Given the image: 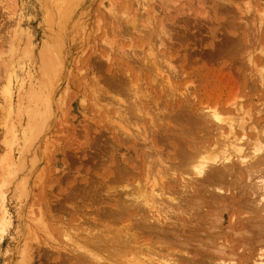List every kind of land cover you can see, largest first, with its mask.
Listing matches in <instances>:
<instances>
[{"label": "rangeland", "instance_id": "374dc122", "mask_svg": "<svg viewBox=\"0 0 264 264\" xmlns=\"http://www.w3.org/2000/svg\"><path fill=\"white\" fill-rule=\"evenodd\" d=\"M49 58L53 76L46 73ZM8 75L15 84L6 104ZM204 109L208 115L198 116ZM213 109L234 127L231 134L225 126L215 150L234 154L238 139L251 158L257 140L264 144V0H0V264H133L158 257L181 264L164 248L181 232L182 241L194 237L187 241L190 255L210 235L247 255V240L258 236L250 226L264 208V172L239 180L252 187L250 202L227 189L226 178V197L211 204L219 186L204 192L196 177L198 189L185 195L211 194L202 197L204 211L192 203L194 214L183 222L173 215L171 199L186 185L173 174L177 155L185 157L183 147L202 139L207 130L197 124ZM235 161L243 172L246 161ZM139 192L158 195L156 211L163 209L169 223L153 226L156 213ZM211 217L221 219L218 226ZM145 245L160 249L152 254Z\"/></svg>", "mask_w": 264, "mask_h": 264}, {"label": "bare ground", "instance_id": "6f19581e", "mask_svg": "<svg viewBox=\"0 0 264 264\" xmlns=\"http://www.w3.org/2000/svg\"><path fill=\"white\" fill-rule=\"evenodd\" d=\"M50 63L48 64L47 63V65H49L50 66V72H47L46 71V73H47V75L49 74V76H53L52 75V73H54L55 72V69H53V65L55 66L56 64L53 62V60H50V58H49V60H48ZM47 61V62H48ZM52 62V63H51ZM251 63V62H250ZM253 64V63H252ZM255 65V64H254ZM252 67V66H251ZM9 76V75H8ZM7 77V76H6ZM5 77V79H4V84H2V93L3 94H5V96H6V99L7 100H5V102H6V104L10 101V99H11V90H12V85L13 84H15V81H14V79L13 78H11L10 76L9 77H7L6 78ZM51 81V80H50ZM262 81V80H261ZM116 82V81H115ZM3 83V82H2ZM117 83V82H116ZM125 84H126V82H125ZM259 84V83H258ZM51 85V84H50ZM256 86V85H255ZM116 87V86H115ZM114 87V88H115ZM122 87V86H121ZM250 87H252V86H250ZM261 87H263V86H261ZM125 88V87H124ZM117 89V88H116ZM119 89V88H118ZM124 91V90H123ZM121 92V91H120ZM131 92V91H130ZM114 93H115V91H114ZM119 93V92H118ZM208 104V103H207ZM202 106V105H201ZM201 106H200V108H201ZM208 109L209 108H211V107H207ZM214 108H217V106H215ZM207 109V110H208ZM200 110V109H199ZM181 111V110H180ZM183 111V110H182ZM187 111V110H186ZM195 111H197L196 109H195ZM203 111H205V109L204 110H202L200 113H198L199 115L198 116H200V114L202 115V113H203ZM198 112V111H197ZM209 112V111H208ZM207 112V113H208ZM262 112H263V110H262ZM188 113V112H187ZM195 113V112H194ZM197 114V113H196ZM210 115H209V117H206V118H204L203 120H205V122H202V121H200V122H198L197 120H191V121H196V122H198V124L197 125H199V123H204V124H202V127L204 128V130H207V131H205V135H206V133H208L207 134V136L205 137V135H203L202 133H203V129L201 128V126H197L198 128H196L195 126H192V129L193 130H195V128L198 130H200V136H202V139H200V138H198V139H195V141L196 142H193V143H190L188 146L186 145V143H184L187 147H188V149L186 148V147H183L185 150L184 151H186L187 150V152H185L186 154H185V157H184V155H182V153H181V156H182V158H179L180 157V154L179 155H177V157H178V160L179 159H181V160H179L178 162H179V164L177 163V165H175V163H174V165H175V167L174 166H172V168L174 169V171H173V174H176L177 176V180H179V181H181L182 183H184L185 182V187L182 185L181 187H183L182 188V192H181V194H180V197L177 199V198H173V199H171L172 200V202H174V203H176L175 204V209H176V213H173V215H176V216H178V220H180V221H182L183 220V217H185V216H188V217H190L192 214H194V213H192L193 211H194V208H192L191 207V204L192 203H198L199 205H198V210H200V211H204L203 209H204V206L203 205H200V203L201 204H204V202H203V196H205L206 194H204V192H205V189L206 190H210V187L211 188H214L215 186H213V185H217V186H219L218 188H214L215 189V191H213V192H211V193H215V195H212L213 196V198L215 199H212V203L211 204H214L215 202H217V201H223V199H224V197H226V194H224L225 193V191H229V190H231L232 188L234 189V190H236V193L234 192V190L232 191L231 190V192H234L235 194H236V197H238V198H240V196H246L247 198H248V201L250 202V200L252 199H249V196H247L248 194H250V193H252V192H250V190L252 191V187L251 186H249V187H251V189L248 191L247 190V185H246V187H243L242 186V184H240L239 183V180L240 179H242V178H250V180H251V178L253 177V175H255V174H261V173H263L264 171H263V167H264V144L263 145H261L260 143H262L260 140H257V142L259 141L260 143H255V146L253 147V148H251V150H250V153L252 152V149L254 150L253 151V153H251V154H254V155H252V156H250L251 158H249L248 156H249V153H246V151L243 149V147L241 146V145H238L237 144V142L239 143V140L238 139H236L235 141L236 142H232V143H234V144H232L233 146H232V148H233V150L235 151V155L234 154H232V153H230V154H227V152L228 151H222V152H219V151H216L215 150V145H217L216 144V142H215V140H216V138L218 137V135H219V137L220 138H222L223 136H224V133H226L227 132V128H225V126L227 125H229L230 126V132H231V134L233 133V130H234V127H233V125L231 124V122L229 121V120H227L226 118H225V115L223 116L222 114V112H220L218 109H213V110H211L210 111V113H209ZM182 115V114H181ZM204 115V116H203ZM203 115H202V117H205V116H207L208 114H204L203 113ZM180 116V115H179ZM188 116H191V115H188ZM196 116V115H195ZM194 115L192 116V117H195ZM168 117V116H167ZM176 117V116H175ZM201 117V118H202ZM196 118H198L197 116H196ZM174 119V118H173ZM178 119H180V118H178ZM184 119V118H183ZM189 119V118H188ZM195 119V118H194ZM171 120V119H170ZM169 120V121H170ZM201 120V119H200ZM163 121H164V119H163ZM174 121H175V119H174ZM173 121V122H174ZM188 121V120H187ZM243 121V120H242ZM165 122V121H164ZM172 121H170V123H171ZM176 122V121H175ZM182 122V121H181ZM185 123H186V119H185V121H184ZM163 123V122H162ZM168 123V122H167ZM178 123H179V121H178ZM194 123L195 122H193V125H194ZM181 124V123H180ZM188 124V123H187ZM243 124V123H242ZM189 125H192V124H189ZM224 125V126H223ZM261 125V124H260ZM175 126H176V124H175ZM179 127V126H178ZM193 127H195V128H193ZM240 127H243V128H245V125H241ZM261 127H262V125H261ZM186 128V127H185ZM168 129V128H167ZM173 129H174V127H173ZM173 129H170V132L173 130ZM177 129V128H176ZM187 129V128H186ZM192 129H191V131L190 130H188L187 131V134H188V132H189V134L192 132ZM127 131H129V130H127ZM176 131V130H175ZM181 131H183V130H181ZM180 131V132H181ZM202 131V132H201ZM193 133H195L194 131H193ZM192 133V134H193ZM148 134V133H147ZM173 134V133H172ZM176 134V133H175ZM180 134V133H179ZM183 133L181 132V134L180 135H182ZM186 133L184 132V135H185ZM186 134V135H187ZM259 134V133H258ZM134 135V134H133ZM179 135V136H180ZM194 135H196V134H194ZM257 135V134H256ZM176 136V135H175ZM188 136V135H187ZM187 136H184V137H182V138H186ZM177 137V136H176ZM257 137H258V135H257ZM263 137V136H262ZM167 138V137H166ZM189 138V136L187 137V139ZM190 138L192 139V135L190 136ZM260 138V137H259ZM142 139H144V138H142ZM178 139H179V137H178ZM187 139H185V140H187ZM190 139V140H191ZM261 139H263V138H261ZM145 140V139H144ZM192 141V140H191ZM181 142H182V140H181ZM185 142V141H184ZM180 143V142H179ZM231 143V142H230ZM236 143V144H235ZM247 143V142H246ZM183 144V145H184ZM248 144H250V143H248ZM163 145V144H162ZM184 145V146H185ZM244 145V144H243ZM246 145V144H245ZM254 145V144H253ZM249 146V145H248ZM251 147V146H250ZM6 148V150H9L8 152L9 153H11V149H10V147H9V145L7 146V147H5ZM182 148V147H181ZM178 149H180V148H178ZM177 149V150H178ZM250 149V148H249ZM179 152H181L182 151V149L181 150H178ZM184 151H182V152H184ZM157 152V151H156ZM179 152H177V153H179ZM13 154V153H12ZM11 154V155H12ZM184 154V153H183ZM9 155V154H8ZM7 155V156H8ZM242 156V157H240V156ZM248 155V156H247ZM155 157V156H154ZM157 157V156H156ZM237 158V160H238V158L239 159H242V160H244V161H246V162H241V164H243L242 166H244V168H243V172L241 171L242 170V168H241V170H240V167L239 166H241V165H239V164H237V163H239V161L237 162V161H235V163H234V158ZM250 159V161H247L248 160V158ZM11 158H12V156H11ZM256 159V160H255ZM8 161V160H7ZM10 162H11V159H10ZM237 162V163H236ZM239 165L238 166V168H237V165ZM121 166V165H120ZM255 166V168H256V170L255 171H253L254 169H253V167ZM126 167V166H125ZM170 167V166H169ZM178 167V168H177ZM188 167H190V169L191 170H189L188 169ZM249 168V170H250V168H251V170H250V172H248V171H246L245 170V168ZM258 167H259V169H258ZM155 168V167H154ZM166 168V167H165ZM175 168H176V170H177V172H178V174L177 173H174V172H176L175 171ZM123 169V168H122ZM171 169V168H170ZM169 169V170H170ZM120 170V169H119ZM132 170V169H131ZM137 170V169H136ZM158 171V170H157ZM171 171V170H170ZM188 171H191V172H193V175L195 176L194 178H193V175H192V173L191 172H189L188 173ZM164 172V171H163ZM246 172H248V176H247V173ZM122 173V172H121ZM155 173V172H154ZM162 173V172H161ZM186 173V174H185ZM189 175H188V174ZM254 173V174H253ZM131 174V173H130ZM264 174V173H263ZM165 175V174H164ZM158 176V175H157ZM161 176H162V174H161ZM189 176V177H188ZM257 176V175H256ZM125 177V176H124ZM155 176H153L152 178H154ZM160 177V176H159ZM165 177V176H164ZM186 177V178H185ZM187 177L188 178H190V179H188V180H191V181H188V180H186L187 179ZM196 177H198V179H197V182H196V185L197 184H201V186H202V188L204 187V192H202L201 194L200 193H197V194H199L201 197H200V200L199 199H196V198H194V200H193V196H199V195H195L194 194V192H192L193 190L194 191H196L197 189H196V187H195V185L193 184L194 183V181H195V178ZM260 178H261V175L259 176ZM151 178V179H152ZM229 179L230 178V180H229V182L227 183V179ZM161 179V178H160ZM193 179H194V181H193ZM225 179H226V181H225ZM255 179V178H254ZM257 179V178H256ZM153 180V179H152ZM155 180V179H154ZM245 180H247V179H245ZM223 181H224V183H227V185H228V188L227 189H229V190H226V188H224V187H226L227 185L226 184H224V187L222 186V184H223ZM248 181V180H247ZM252 181V180H251ZM244 183V182H243ZM155 185H156V181H155V183H154ZM154 184H153V186L152 187H154ZM180 184V183H179ZM221 185V186H220ZM226 185V186H225ZM245 185V184H244ZM252 185V184H251ZM253 186V185H252ZM151 187V185H150V188L152 189V191L155 189V187H154V189ZM263 187H264V184H263ZM149 188V189H150ZM209 188V189H208ZM231 188V189H230ZM257 188V187H256ZM255 188V189H256ZM138 189H139V187H138ZM150 189V190H151ZM184 189V190H183ZM192 190V191H190L191 192V194L192 195H190V196H186L185 195V193H187V190ZM196 189V190H195ZM264 189V188H263ZM143 190H145V189H143ZM156 190V189H155ZM179 190V189H178ZM213 190V189H212ZM257 190V189H256ZM142 191V190H141ZM151 191V192H152ZM255 191V190H254ZM164 192V191H163ZM190 192H188V193H190ZM198 192H201V191H199L198 190ZM209 192V191H208ZM135 193H138V192H135ZM158 193V192H157ZM257 193V192H256ZM141 193L139 192V195H138V198H140V201H141V199L143 200L142 202L143 203H145L144 205H145V207H148L150 210H152V211H155L154 213H156L155 214V217H156V221H157V224L155 223L154 225H153V222H152V225L153 226H155V225H158V223H162V224H167V222L168 221H170L171 220V218L168 216V215H165V216H162V213L160 214V212L163 210V209H161V210H159V211H156V209H158V202H156L155 201V199H154V197L153 196H155V194L154 193H152V195H151V193H150V195H147L146 197H145V193L143 192V194H141ZM154 194V195H153ZM209 194V193H208ZM233 194V193H232ZM234 194V195H235ZM254 194V193H253ZM252 194V196L254 197V195ZM163 195V194H162ZM165 195H168V194H165ZM210 196H211V194H209ZM209 195H207V196H209ZM223 195H225L224 197H223ZM156 196H158V195H156ZM155 196V197H156ZM178 196V195H177ZM207 196H205V198L207 197ZM209 196V197H210ZM227 196H228V193H227ZM251 196V195H250ZM251 196V197H252ZM264 197V196H263ZM230 199H232L231 197H229ZM237 198V199H238ZM246 198V199H247ZM178 201H177V200ZM207 199H208V197H207ZM211 199V198H210ZM209 199V200H210ZM226 199H228V197L227 198H225V200ZM244 199V198H243ZM139 200V199H138ZM167 200H170V199H167ZM134 201V200H133ZM165 201V200H164ZM177 201V202H176ZM215 201V202H214ZM227 201V200H226ZM237 201H240L239 199L237 200ZM241 201H242V199H241ZM119 202V201H118ZM168 202V201H167ZM209 202H211V201H209ZM214 202V203H213ZM231 202H233V199L231 200ZM231 202H229V204L231 203ZM244 202H246V200H243L242 201V203H244ZM249 202H248V205H249ZM254 202V201H253ZM155 203L157 204L156 206H155ZM207 203H208V201H207ZM218 203V202H217ZM252 203V202H251ZM120 204V203H119ZM134 204H136V202L134 203ZM133 203H132V205H134ZM159 204H161V203H159ZM169 204V203H168ZM219 204V203H218ZM218 204H217V206H218ZM225 204V203H224ZM240 204V203H239ZM238 204V205H239ZM253 204V203H252ZM139 206H140V204H138ZM174 205V204H173ZM243 205V204H242ZM251 205V204H250ZM129 206H131L130 204H129ZM137 205H135V207H136ZM139 206H137V207H139ZM143 206V205H142ZM141 206V207H142ZM172 206V205H171ZM214 206V205H213ZM132 207V206H131ZM134 207V208H135ZM141 207H139V208H141ZM145 207H143V208H145ZM163 207H164V205H163ZM214 207H216V206H214ZM213 207V208H214ZM224 207V209L226 208L225 206H223ZM222 207V208H223ZM231 207V206H230ZM251 207H252V205H251ZM133 208V207H132ZM164 208H166V207H164ZM203 208V209H202ZM213 208H211V209H213ZM232 209V208H231ZM256 209V208H255ZM257 209H259V208H257ZM137 210V209H136ZM165 210V209H164ZM215 211L216 210H221L220 209V206H218V208H216V209H214ZM213 210V211H214ZM260 210V209H259ZM138 211H140V210H138ZM222 211L224 212H226L227 211V209H225V210H223L222 209ZM234 212V211H233ZM251 212H253V211H251ZM262 212V213H261ZM135 213V212H134ZM139 213V215H140V212H138ZM151 213V212H150ZM157 213H159V214H157ZM172 213V212H171ZM213 213V212H212ZM236 213V212H235ZM234 213V214H235ZM255 213H257L258 214V212H255ZM152 214V213H151ZM165 214V213H164ZM167 214V213H166ZM207 214H209V212L207 213ZM220 214H221V212H220ZM135 215V214H134ZM144 216H145V214H143ZM172 215V214H171ZM204 215H205V213H204ZM203 215V216H204ZM215 215H217V213H215ZM214 215V216H215ZM253 215V214H252ZM260 215H261V218L260 219H262V220H264V208H261V211L259 212V215H258V218H256L258 221L257 222H255V220H251L254 224H251V226H250V228H251V230H249V231H254V233H256V234H254V236L256 235H258L257 237H254V238H252L251 240H247V242H248V244L247 243H245V244H242V245H245L246 246V244H247V246H246V248H245V246H243V248L242 249H246V250H248V254L246 255L245 254V256H243V255H240V252H239V254L238 255H236L234 252H235V249L237 248V244H235V246H232L233 244H231V246H229V245H223L222 243H221V241L220 242H218L219 240H217L218 238H219V236L218 235H216V236H218V238H216V236L215 237H213V235H212V237H211V235H210V233H211V231L215 228L216 229V226H218V225H216L217 223H216V221H217V219H218V221L220 220L221 221V219H219L218 217L217 218H215V219H213L212 217V219L215 221H213V220H211V221H213V223L216 225L215 227H214V224H213V227H211V228H213V229H211L210 231H207V230H205V232H209L208 234L210 235L209 237L207 236V235H205V236H207V238L206 237H201V238H206L204 241H205V243L204 244H202V243H198L197 241V243L199 244V246H193V248L195 247L196 249L195 250H193V251H195V252H192V255H190L187 251H186V248H190L191 246V242H192V240H193V238H191L190 237V239L189 240H191V242L190 241H188V238L189 237H187L186 236V238L185 239H187V241H188V243H190V245L187 243V241H182V236H181V234H183L182 232L178 235H176V237L174 238L175 240H176V242H174V243H171V241L169 242V243H167L166 242V245H165V251H169L170 252V255H171V252H172V254L173 255H171L173 258H174V255H176L175 257H177L179 260V263H181V264H193L194 263V261L192 260V259H190V258H198L197 259V261H195V263L194 264H199L200 262L202 263V264H252V261H256L255 260V258H258L257 259V264H264V254H263V252H264V221H262V220H260L259 219V217H260ZM168 216V217H167ZM172 217H174V216H172ZM202 217V216H201ZM201 217L199 216V219H201ZM241 217V216H240ZM249 217H250V215H249ZM150 218H152V217H150ZM175 218V217H174ZM211 218H208V219H211ZM220 218H221V215H220ZM234 218V217H233ZM253 218V217H252ZM137 219V218H136ZM140 219H142V218H140ZM146 219H148V218H146ZM191 219V218H190ZM189 219V220H190ZM205 219V218H204ZM144 220V219H143ZM151 220V219H150ZM153 220V219H152ZM155 220V219H154ZM176 220H177V218H176ZM177 220V221H178ZM184 220H185V218H184ZM35 221V220H34ZM137 221V220H136ZM193 221H194V219H193ZM198 221V220H197ZM207 221V220H206ZM217 221V222H218ZM155 222V221H154ZM183 222V221H182ZM186 222V221H185ZM208 222V221H207ZM210 222V221H209ZM246 222V221H245ZM251 222V223H252ZM145 223V222H144ZM169 223V222H168ZM203 223H205V222H203ZM202 223V224H203ZM210 223H212V222H210ZM209 223V225L210 226H212V224H210ZM237 223V222H236ZM239 223V222H238ZM40 224V223H39ZM143 224V223H142ZM171 224V223H170ZM219 225H220V227H221V224L220 223H218ZM248 224L250 225V221H248ZM138 225V224H137ZM143 225H145V224H143ZM147 225H149V224H147ZM146 225V226H147ZM169 225V224H168ZM180 225V224H179ZM208 225V226H209ZM239 224H237V226H238ZM243 225V224H242ZM247 225V224H246ZM248 225V226H249ZM153 226H152V228H153ZM177 226V225H176ZM180 226H182V224L180 225ZM180 226H178V227H180ZM247 226V229L249 228ZM159 227H160V225H159ZM159 227H158V230H159ZM184 227V226H183ZM205 227H207V226H205ZM236 226L234 225V228H235ZM239 227V226H238ZM141 228V227H140ZM139 228V229H140ZM149 228V227H148ZM152 228H150L149 229V231L152 229ZM156 228H157V226H156ZM155 228V229H156ZM165 228V230L167 229L166 227H163V229ZM170 228V227H169ZM169 228H168V230H169ZM189 228V227H188ZM208 228V227H207ZM237 228V227H236ZM235 228V229H236ZM131 230H132V227L130 228ZM130 229H129V231H130ZM138 229V230H139ZM171 229V228H170ZM182 229V228H181ZM186 229V228H185ZM228 228H226V230H227ZM232 229V228H231ZM243 229V228H242ZM241 229V230H242ZM133 230H135V229H133ZM137 230V231H138ZM154 230V229H153ZM164 230V231H165ZM180 230V229H179ZM184 230V229H183ZM188 230V229H187ZM197 230V229H196ZM148 231V232H149ZM152 231V230H151ZM160 231H162V229H160ZM159 231V232H160ZM163 231V232H164ZM178 230H176V232H177ZM189 231V230H188ZM200 231V230H199ZM215 231H217V229L215 230ZM214 231V232H215ZM218 231H220V230H218ZM231 231V230H230ZM236 231V230H235ZM240 231V230H239ZM243 231H246L245 229L243 230ZM253 231H252V233H253ZM132 232V231H131ZM134 232V231H133ZM144 232H147V231H144ZM147 232V233H148ZM155 232V231H154ZM157 232V231H156ZM169 232V231H168ZM168 232H167V237H168ZM173 232V231H172ZM172 232H170L171 234H173ZM180 232V231H179ZM190 232H193L192 230L190 231ZM195 232V231H194ZM193 232V233H194ZM201 232H202V230H201ZM203 232H204V230H203ZM213 232V231H212ZM241 232V231H240ZM136 233H138V232H136ZM143 233V232H142ZM153 233V232H152ZM187 233H189V232H187ZM192 233V234H193ZM195 233H197V232H195ZM198 233H200V232H198ZM197 233V234H198ZM217 233V232H216ZM220 233V232H219ZM219 233H217V234H219ZM232 233V232H231ZM245 233V232H244ZM249 233V232H248ZM133 234V233H132ZM149 234V233H148ZM157 234V233H156ZM159 234V233H158ZM171 234L169 235V237L171 236ZM191 234V233H190ZM197 234H195V235H197ZM204 234V233H203ZM214 234V233H213ZM236 234H238V233H236ZM245 234H247V231H246V233ZM122 235V234H121ZM129 236H130V233L128 234ZM140 235V234H139ZM151 235H153V234H151ZM174 235V234H173ZM220 235V234H219ZM223 235V234H222ZM235 235V234H234ZM135 236V235H134ZM134 236H132V238L133 239H135V237ZM138 236V235H137ZM165 236V235H164ZM163 236V238H166V237H164ZM192 236V235H191ZM194 236V235H193ZM237 236V235H236ZM239 236H242V235H239ZM122 237V236H121ZM154 237H155V235H154ZM160 237V236H159ZM162 237V236H161ZM185 237V236H184ZM220 237H221V235H220ZM232 237V236H231ZM247 237V236H246ZM127 238V237H126ZM157 238V237H156ZM162 238V239H163ZM172 238V237H171ZM198 238V237H197ZM196 238V239H197ZM200 238V239H201ZM228 238H230V237H228ZM233 238H235V236H233ZM242 238V237H241ZM245 238V237H244ZM159 239V238H158ZM199 239V240H200ZM203 239H201V240H203ZM240 239V238H239ZM169 239L167 238V240L166 241H168ZM195 240V239H194ZM229 240V239H228ZM244 239L242 238V241H243ZM120 241H122V240H120ZM120 241L118 242L120 245H121V243H120ZM124 241V240H123ZM135 241V240H134ZM134 241H131L130 242V240L128 241V242H130V244H128L127 242V244L128 245H130V247H131V243L133 242V244H135L136 246L138 245V244H136ZM153 241V240H152ZM157 241V240H156ZM163 241V240H162ZM204 241H202V242H204ZM235 241V240H234ZM241 241V242H242ZM244 241H246V240H244ZM159 242H160V239H159ZM186 242V243H185ZM195 242V243H196ZM199 242H201V241H199ZM229 242V241H228ZM233 242V241H232ZM237 242V241H236ZM164 244H165V241L163 242ZM170 243L173 245L172 247L170 246ZM195 243H193V245L195 244ZM220 243V244H219ZM244 243V242H243ZM149 244V243H148ZM157 245H158V243H156ZM174 244H175V246H174ZM198 244H195V245H198ZM241 244V243H240ZM155 245V244H154ZM153 245V246H154ZM189 245V246H188ZM121 246H123V244L121 245ZM159 246H162V243L159 245ZM159 246H158V248H159ZM124 247V246H123ZM139 246H137V248H138ZM155 247V246H154ZM154 247H153V249H154ZM157 247V246H156ZM155 247V249L154 250H152L151 249V247H150V249L153 251V252H151V250L149 249V248H147V246L145 245V248H147V250H148V252H150V253H154V251H156V249L158 250V248H156ZM199 247V248H198ZM142 248H144V247H140V249L142 250ZM192 248V249H193ZM211 248H214V249H212L211 250ZM160 249V248H159ZM241 249V248H240ZM190 250V252H191V248L189 249ZM229 250H231L230 252L231 253H233V255L232 256H230L229 255V253H228V251ZM259 251V252H258ZM157 252V251H156ZM155 252V253H156ZM159 252V251H158ZM259 254H258V253ZM262 252V253H261ZM167 254V253H166ZM250 254V255H249ZM257 254V255H256ZM168 255V254H167ZM166 255V256H167ZM170 255L167 257V259L170 257ZM249 255V256H248ZM253 255V257H251ZM235 256H238L237 258H231V257H235ZM162 258V259H161ZM173 258H172V261H173ZM157 259V258H156ZM156 259H150V260H145V259H141L140 261L138 260V261H132V263L133 264H175V263H173V262H171L170 260L171 259H168V260H165L166 258L164 257H158V259L160 260H158V261H155ZM174 260H175V258H174ZM193 261V262H192ZM199 261V262H198ZM175 262V261H174ZM190 262V263H189ZM192 262V263H191ZM198 262V263H197ZM200 263V264H201Z\"/></svg>", "mask_w": 264, "mask_h": 264}]
</instances>
